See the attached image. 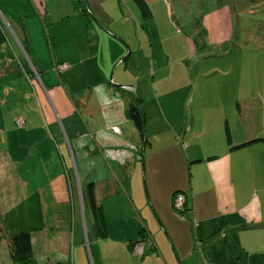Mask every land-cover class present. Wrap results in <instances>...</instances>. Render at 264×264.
<instances>
[{"label":"crops","instance_id":"0c3cea01","mask_svg":"<svg viewBox=\"0 0 264 264\" xmlns=\"http://www.w3.org/2000/svg\"><path fill=\"white\" fill-rule=\"evenodd\" d=\"M84 2L96 22L108 32L96 24L87 29L71 0H0V15L5 25L1 24L0 44L2 116L9 125L14 119L16 129L25 130L23 117L9 119L5 115L17 102L25 104L17 97L18 90L33 92L32 98L38 96L39 101L46 98L52 109V112L48 107L42 111L41 136L20 143L19 156L12 159L7 153L1 160L0 155V212L31 194L37 196L42 229L31 234L37 264H264V144L253 143L231 151L223 133L226 124L232 145L264 137V131L245 127L251 119L247 118L251 105L238 95L239 85L225 87L227 92L223 87L212 90L192 86L183 97L187 103L189 94L190 104L194 102L190 118L173 126L163 116L167 132L152 133L149 138L145 135L143 142L130 118L125 117L127 99L119 94L118 85L107 83L109 69L112 66L115 69L121 62L125 49H129L127 56L142 54L140 38H136L137 48L131 51L130 41L122 39V33H115L112 23L103 19L104 15L110 20V10L97 12L90 0ZM116 12L115 22L127 21L123 10L118 8ZM128 20L136 25L134 15H128ZM112 35L118 36L125 47ZM49 55L53 63L71 64L59 72L56 68L62 80L71 81L78 65L84 71L89 70L84 72L89 74L87 86L72 88L64 94L56 84L55 72L49 71L51 66L44 63ZM32 78L39 81L41 90L32 85L30 90L23 88L21 80L29 83ZM135 78L136 92L142 91L143 80ZM114 82L127 86L123 87L127 92L134 90L127 85L123 73ZM72 94H78V98L74 99ZM30 95L26 94L25 98ZM157 104L163 115L159 99ZM72 106L78 109L82 120L69 117ZM18 120L22 121V127L16 126ZM57 120L61 122L60 132L65 141L74 139L75 134L77 140L89 139L90 143L79 146L103 156L108 164L102 170L104 174L94 181L95 199L102 206L106 220L105 238L96 236L85 190L82 194L80 187L75 188L72 172L57 167V159L64 164L67 150L72 152L68 142L67 150L63 144L53 143ZM75 123L77 130L73 127ZM140 146L142 151H149L151 159L160 156L145 168L147 199L142 206L145 214L134 202V196L145 200L142 187L139 192L135 187V163ZM25 155L36 157L33 170L44 167L38 172L40 179L35 171H26L25 175L11 165L21 162ZM169 155L171 160L166 159ZM9 166L15 168L14 174H6ZM175 191L184 195L187 210L183 214L173 208ZM141 231L145 238L135 245L141 247V252L135 253L128 245L139 241ZM241 254L242 261L238 259ZM5 264H10L8 259Z\"/></svg>","mask_w":264,"mask_h":264},{"label":"rangeland","instance_id":"374dc122","mask_svg":"<svg viewBox=\"0 0 264 264\" xmlns=\"http://www.w3.org/2000/svg\"><path fill=\"white\" fill-rule=\"evenodd\" d=\"M82 2L86 5L84 0ZM90 2L94 11L105 13L107 9L110 10V18L108 17L110 20L104 15L102 16L103 19L108 24L112 23V29L115 33H122V39L130 41L131 51L137 48L136 38H140L139 41L142 45L139 53L142 52V54L133 53L127 56L129 49H125L124 54L120 57L121 62H118L115 69L113 66L109 69L107 83L108 85L123 86L114 82L120 73H123L125 80H128L129 84L127 85L134 89L128 96L133 97L134 101H139L140 109L144 113L146 138H149L152 133L167 132L168 126L166 121L162 120L163 116L171 120L172 125L176 122L183 123V120L190 118L192 115L190 111L192 106L194 107V102L190 104L189 94L187 103L183 97L186 96V91L190 92L192 86L197 85L204 89L210 87L212 90L215 87L214 90H216L238 84V95L240 94V97L251 105L247 111L249 117H246L254 119L253 121L249 119L251 122L247 121L246 129L258 128L264 131V0H145L150 13L148 19L141 16L132 0H90ZM118 8L123 10L127 18V21L122 24L115 22ZM130 14L136 18V25L128 20ZM106 15L109 16V13ZM93 19L102 31L108 32L96 22L94 17ZM50 22L53 21L50 20ZM0 23L4 25L1 15ZM59 30L61 32L64 30L63 25ZM112 36L125 47L118 36ZM60 57L61 55H59ZM25 59L23 56L24 63L28 67L27 59L26 61ZM53 62L50 55L44 60L46 65L51 66L49 71L53 72L56 71V68L59 72L60 69H67L71 65L62 61ZM64 64L69 66L61 68ZM88 71H84L83 67L78 65L74 75L71 76V81L68 78L62 80V76L57 75L56 71L54 73L56 84L64 94L68 90L72 91V88H84L90 80L88 79L89 74L84 73ZM114 72L115 77L113 79ZM228 73L229 76H227ZM136 76L140 78V81L143 80L142 91L136 92ZM21 82L23 88L31 89L32 85L40 89L39 81L36 78L31 79L29 82L31 84L23 80ZM63 83L68 86H62ZM21 84L19 86L22 87ZM223 90L227 92V88ZM18 93L17 97L25 104L19 105L17 102V105L8 109L5 115L8 114L9 119L18 115L23 117V120L26 121L25 130L23 131L17 125L19 129H16L14 119L9 125V121H6L1 113L4 108L0 109L1 160L7 153L14 159L22 153L20 143L23 145L26 140L38 139L43 132V127H41L43 122L42 111H46L48 107L52 112L46 98L45 101H42L41 98L39 101L38 96L32 98L33 92L29 93L22 90L20 93L18 90ZM26 94L31 95L25 98ZM119 94L127 99V106L131 104L124 93L119 91ZM72 97L77 99L78 94H72ZM157 99L164 108L163 115L157 107ZM127 106L126 111L128 110ZM70 113L69 117L72 120L80 118L79 111L75 106L71 107ZM145 119L148 123L147 127L145 126ZM80 120L82 119L80 118ZM57 124L58 131L54 134L53 143L63 144L67 150L68 142L72 149L71 153L67 150L66 155H64V164L59 158L57 159V161L59 160L57 167L61 171L65 168V170L72 172L75 188L80 187L83 194L85 184L89 181H97L104 174L102 170H106L108 164L106 165L103 156H98L94 151L85 150L79 146V144L90 143L89 139L77 140V134H75L74 139L66 138L65 141V137L60 132L59 125L61 126V122L57 120ZM73 127L75 130L78 129L76 123ZM54 130L56 131V127ZM118 131L115 129V132ZM142 148L140 146L138 149L140 156L139 154L136 155L135 187L138 192L142 187L144 194L145 168L147 169L155 158L151 159L148 155L149 151L146 149L142 151ZM33 155H35L34 152ZM159 158L160 156H157L155 161ZM171 158L172 155H169L166 159L171 160ZM11 165L16 166V170L25 175H27L26 171H35L39 179L41 176L39 177L38 172L44 170V167L38 171L33 170L34 166L37 165V159L32 155H25L21 162H14ZM31 168L32 170H29ZM9 172L14 174L15 168L9 166L6 174ZM105 174L107 175L108 171ZM156 177L155 182L158 183L159 179ZM144 198L145 200L134 196V202L139 211L142 213L143 210L145 214L146 210L142 207L147 199L145 194ZM86 262H88L87 258Z\"/></svg>","mask_w":264,"mask_h":264},{"label":"trees","instance_id":"16d2710c","mask_svg":"<svg viewBox=\"0 0 264 264\" xmlns=\"http://www.w3.org/2000/svg\"><path fill=\"white\" fill-rule=\"evenodd\" d=\"M136 7L138 8L141 16L145 19L150 17V13L148 11V7L144 0H132ZM71 4L77 10V14L83 18L87 29H91V25L95 24L94 19L87 9V7L83 4L82 0H71ZM3 40V35L1 32V23H0V44ZM27 67V66H26ZM25 68V66H24ZM229 75V73H228ZM227 75V76H228ZM28 80V76H26ZM117 90L124 93L125 96L129 99L131 104L138 105V102L133 97L128 96L130 92L125 91L122 87L117 86ZM140 107V106H139ZM140 112L143 117V113L140 109ZM125 117L129 119L127 111L125 112ZM18 126V125H17ZM22 126V125H21ZM19 126V127H21ZM224 139L229 148V150H236L239 148H243L253 143H263L264 137H256L251 140L245 141L239 145H232L231 138L229 134V130L226 124L223 127ZM95 183L94 181H89L85 184L84 190L87 195V200L89 204V208L91 210V214L93 217V222L95 226L96 236L98 238L106 237V220L103 208L100 204L97 203L95 199ZM181 194L179 191L173 192V197L175 195ZM184 198V195H183ZM173 202V201H172ZM173 205V204H172ZM175 210V209H174ZM187 208L185 203L183 202L182 206L179 210H175L176 212L183 214L186 212ZM42 229V222L39 214V203L37 196L35 194H31L27 196L25 199L9 208L4 212H0V254H1V262L0 264H5L7 259L10 264H37L33 258L32 246H31V234L38 232ZM145 238L143 231L139 233V241L130 242L128 245L129 249H133L132 247L136 244L142 242ZM243 255L238 258L242 261Z\"/></svg>","mask_w":264,"mask_h":264},{"label":"water","instance_id":"95a60500","mask_svg":"<svg viewBox=\"0 0 264 264\" xmlns=\"http://www.w3.org/2000/svg\"><path fill=\"white\" fill-rule=\"evenodd\" d=\"M120 87L123 88V87H127V86H120ZM127 112H128V116H129L133 126L137 130L139 138L143 141L145 139V132H144V126H143V117H142V114L140 112L139 105L135 106L133 104H129Z\"/></svg>","mask_w":264,"mask_h":264},{"label":"built area","instance_id":"2783aa9c","mask_svg":"<svg viewBox=\"0 0 264 264\" xmlns=\"http://www.w3.org/2000/svg\"><path fill=\"white\" fill-rule=\"evenodd\" d=\"M67 66H68V64H64L63 66H61V68H65ZM32 73H34L33 75L37 77L35 72H32ZM17 125L21 126L22 125V121L18 120L17 121ZM183 202H184L183 195H181V194L175 195V197L173 198V208L175 210H179L180 207L182 206ZM133 250H134L135 253H140L141 252V247L140 246H135V248L133 247Z\"/></svg>","mask_w":264,"mask_h":264}]
</instances>
